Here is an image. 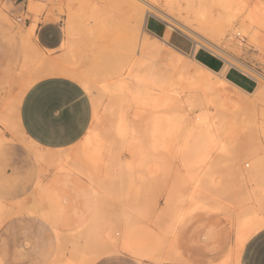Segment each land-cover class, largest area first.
Listing matches in <instances>:
<instances>
[{
    "label": "bare ground",
    "instance_id": "obj_1",
    "mask_svg": "<svg viewBox=\"0 0 264 264\" xmlns=\"http://www.w3.org/2000/svg\"><path fill=\"white\" fill-rule=\"evenodd\" d=\"M84 1L83 3L85 4ZM39 3L37 2V6L35 5L34 12L37 11L36 13H39L38 5L41 6V3ZM42 6L45 7L43 3ZM96 8H99V6H96L95 10L91 12H96V17L101 13L104 19H126L129 24L128 34L134 36V41L132 42L134 46L132 44L130 46H132L131 49L133 48L132 51L136 52L138 58L132 63L128 60L129 63L123 65V67L121 66L124 62L119 64L118 66L124 72L121 74L119 70L117 78L100 86V90L110 96L111 107L115 105L113 109L109 112L108 108L103 107L101 112L99 110V102L95 101V122L93 121L95 124L90 127L88 135L82 139L83 141L75 147L73 152L66 153L61 157L57 156L58 158L52 156L54 157V163L63 164L71 159L78 168L83 164H104L106 166L108 164L111 169L115 170L110 173V177L115 178L117 182L119 181L120 186L118 188H121L124 181L144 178L146 173H140L139 170V172H136L137 169L148 170L146 176H150L152 173L149 172V169L170 165L172 160L177 161L185 169V173L180 178L185 185L193 182V186L190 192H183L186 198L179 195L168 199L167 208L169 210H167L170 214V222L169 220L167 221L168 225L164 229V234L166 232V234H170L174 238L175 229L185 216L197 210L217 211L216 208L205 205L196 196L202 188H205L209 181H213L214 174L210 172V169L220 164L239 165L244 158L252 154L248 145H244V143L235 144V138H239L241 134L248 135V132L264 131V114H261L263 117L259 120L257 117L259 108L257 109L256 107L261 101V103L264 102V76L242 62V59L236 58L230 50L231 47H228L230 43H234L235 36L240 35V37L243 36L247 40L246 46L252 45L264 50V0H124V7L116 8L110 4L100 10ZM29 9L32 10L31 5ZM0 15L12 23L11 19L1 10ZM150 15L161 19L166 24L162 38L151 34L158 41L149 40V36L147 37L144 33V36L141 34L138 37L139 32L145 29L146 19ZM69 16L68 18H70ZM92 16L94 17L95 14H91ZM122 17L125 18L122 19ZM68 20L66 21L68 22ZM95 20L98 21L99 17L95 18ZM111 20L114 21V19ZM36 25L31 23L26 28L23 27L24 29L19 30L24 43L28 45V48L32 49H28L29 52L25 49L26 58L31 63L28 66H23L20 72L25 78L22 80L24 81L21 83L22 86H19L22 87L20 88L21 92L18 95L16 94L17 96L13 100L14 116L12 124L7 125L8 129L12 126L19 128L16 116L17 106L26 90L42 78L58 75L78 82L88 92H91L93 88V80L86 76L85 72L81 74L76 73L75 70H68L71 65V63L69 65L70 61H64L66 62L65 64L59 59L60 61H58L63 63H60V65L65 66H62V68L52 56H50L52 58H49V56L44 55L46 52L43 53V50L35 41ZM71 27L70 24L65 25L66 37L61 45L62 47L65 46L68 52L71 51V47L75 48L74 44L77 45V40L75 42L72 38H75L78 34L76 33V35ZM173 30L189 34L194 41L195 50H197V47H204L220 56L225 62L224 68L220 72H213L199 64L193 55L187 60L185 59L186 56L184 58L181 51L177 48L174 47V49L178 50H176L178 53L173 52L169 48L172 45L168 43L169 36ZM72 42L75 43L73 44ZM167 44L170 46L168 47ZM234 44V48L232 47L231 49H236L239 52L243 45L242 42L238 40ZM130 46L128 45V48ZM235 51L234 53H237ZM243 52L245 51L243 50ZM65 56L66 54L64 58ZM230 66H234L254 78L258 83L257 88L251 93H246L229 83L224 78V72ZM70 67L69 69H74V67ZM164 72L166 74L170 73L172 77ZM185 81L186 87L183 85ZM186 88L189 92L184 101L183 93ZM198 92L204 94V99L201 98V94ZM246 96L252 99L248 100V97L245 98ZM186 103L189 106L196 104L200 107V112L196 114L195 119L191 120L187 110L183 108ZM116 106L120 108L114 109ZM130 107L134 108L133 114H130L131 116H129ZM107 110L108 114L113 113L110 116L114 123H111L112 127L109 126L111 127L110 129L106 127V130L109 129L108 131H103L105 127L101 130L102 128L100 129L98 123L101 113ZM17 134L22 136L23 133L17 132ZM105 137H108V139ZM238 141L241 142L242 140L238 139ZM234 144L240 145L242 150L237 149L236 151ZM240 146L238 147L240 148ZM242 146H248L246 149L250 150L243 149L245 147ZM30 147H32L31 144ZM124 151L129 152L131 157L127 159L121 158L119 156L120 152ZM36 154V158H45L51 155H45L42 151H38ZM44 161L45 163L48 162L46 159ZM44 161L42 159V162ZM261 162L262 160L258 159L254 161V164ZM199 170L202 171L199 172ZM87 175H90L93 179L96 177V173L92 172ZM101 181V179H97V181L91 183L94 185L92 186V192L97 199L93 206V214L89 220L85 221L72 234L70 243L72 242L73 247H77V263L73 264H89L91 255L94 257L97 252L96 250V252L94 251L90 254L94 246L97 248L95 244L100 240L99 230L104 225V221L101 222V220L99 221L100 218L97 219L99 213H101V205L98 203V200L100 201L101 199L99 198V191L104 187L103 181ZM135 187L137 188V185ZM115 192L119 193L118 190ZM123 195H125L124 192ZM184 200H187V205H183ZM127 207L128 209H135L130 204ZM23 208L25 209L24 211L30 209ZM135 211L137 210L135 209ZM1 214L4 215L3 212ZM3 215L1 216L3 217ZM128 216L130 217L131 215L126 213V219ZM135 220L127 219L122 222L124 229L123 247L135 255L143 257L142 259L147 257L157 260L163 248L162 246L168 240V254L165 258L175 262L181 260V253L176 251L177 245L174 246V239H167L163 237L164 234L161 236L154 233L150 235L145 233L147 235L142 234L139 238L138 236L134 237L137 225ZM257 230L258 223L254 218H246L239 221L236 235L237 247H233L232 251L230 250L231 253L227 255L222 264H226L232 257L238 262L243 248L242 245ZM101 231L103 230L101 229ZM65 252L67 251L64 250V254Z\"/></svg>",
    "mask_w": 264,
    "mask_h": 264
},
{
    "label": "rangeland",
    "instance_id": "obj_2",
    "mask_svg": "<svg viewBox=\"0 0 264 264\" xmlns=\"http://www.w3.org/2000/svg\"><path fill=\"white\" fill-rule=\"evenodd\" d=\"M83 1L84 0H0V10L4 14H6L12 21V25H10L0 20V126H2L3 128V131L1 132L4 136V139L0 142V170L4 169L5 167H10L11 165L13 166V176L11 180L6 181L4 178L2 179V172L0 171V203L2 202V205L0 204V212L4 213V215L0 213V253L5 256L6 264H46L38 257H36V255H34V253L30 250L29 246L25 244V228L29 226H33L35 228L38 227V221L25 220L24 217L34 216L32 212H37L48 207V203L46 202L45 197L43 195L37 194V190L39 185L38 182L40 181L39 176L49 173L43 171L34 173V175L36 176L34 178L35 182L33 183L32 187L28 189L29 185H31V183L29 182L30 179L28 177L29 173L22 172V166L28 164H54V157H52V154L50 155L51 157L49 156L51 160L49 159V157L36 158L37 152L32 147H30L25 136L23 134L22 136H19L17 134V132H20L21 134L19 128H17L16 126H12V129H8L1 120L2 118H6L12 124L13 116L12 114H10V112H7L6 103L13 100L21 92L20 88L22 87L19 86H22L21 83L24 82L22 80H24L25 78L21 73L18 72L17 60L25 47V49H27L26 51L28 52L29 50H32L31 48H28V45L26 43H24L20 36V32L17 31L26 28L31 23H35L37 24L35 29L36 33L40 24L42 25L47 22L55 21L61 27L65 39V25L70 24L72 26V31H74L75 34L77 33L78 35H81L78 36L76 34L77 36H75L77 38L75 36V38H72L73 41L77 40V42L75 41L77 45L74 44L75 42H72L74 44L72 45L75 46V48L71 47V53L68 52L65 46H60L57 50L46 51V53H43L45 56H49V58L53 57V59H56L57 61L60 59L61 62L65 64L66 62L64 61H70L69 65L71 63L70 66L72 67H69H74V69H69L68 67V70H75L76 73L81 74L85 72V74H87L86 76L90 77L93 80V88L91 89L92 91L87 92L89 93L93 101V105L95 104V101L99 102L100 111L103 110L104 107L106 109L108 108L110 112V110L115 106L114 105L111 107L110 96L104 94L100 90V86L117 78V73L119 70L121 71L119 73L122 74L124 71L120 68L123 67V65L129 63L128 60L132 63L136 58H138L136 52L132 51L133 48L131 49V47L134 46V43H132L134 41V36L128 34L129 24L128 22H126V19H124L125 17H122V19L124 20L117 18L115 20V18H111L114 19L113 21L111 19H104L101 13H99V20L97 21L95 20V18H98L96 17V12L91 13L95 10L96 6H99V8H96L97 10L106 8L110 4L114 5L116 8L122 6L124 7V0H85V4H89L90 6H86ZM92 1H94L96 4H91L94 3ZM37 2H42L45 5V7L42 6V3L41 6L38 5L39 13H36L37 11L34 12ZM30 5L33 12L29 9ZM91 7L93 10L90 9ZM91 14H95V16L91 17ZM68 15H70V18H68ZM148 17L157 19L162 23L160 24L155 20H152L150 23V28L153 31L161 33L162 29L166 28L165 22H163L161 19L152 15ZM66 20H68V22ZM11 26H13L15 30L12 33L8 34L7 30ZM144 31L147 32L144 29L142 32H139L138 37H140L142 34V36H149L148 38L151 41L153 39V41L157 40L151 34H149L148 32L145 33ZM83 32L86 34L83 35ZM171 32L172 36L168 40V43L172 46H170L169 44H167V46H170L169 48H171L175 53H178L177 51L180 50L184 58L186 56L185 59L188 60V58H191L194 51V41L192 37L189 34L183 33L178 30H173ZM241 37L240 35H236V40L234 39V43L239 40L243 45L245 44L244 46L242 45V48L239 52H237L236 49V51L234 49H231L232 47L234 48V43H232L233 45L230 43L228 47H231L230 50L236 58H239V60L242 59V62L254 68L257 72L264 76V50L252 45L246 46L247 40L245 39V37ZM160 38H162V36H160ZM126 40L129 41L127 42ZM222 43L226 44L225 42ZM131 44L132 46H130ZM128 45L130 46V48H128ZM77 46L79 47L77 48ZM174 47L178 50L174 49ZM197 49L207 50L204 47H197ZM243 50L245 52H243ZM234 51L237 52L238 55L237 53H234ZM209 52L221 58L213 52ZM65 54L66 56L64 58ZM74 56H76L77 58ZM198 58L205 61L209 60L204 53H201ZM61 62H59V65ZM119 64H122V66L120 65L121 67H119ZM210 64L213 67L216 66L215 61H210ZM230 67L236 68L234 66ZM163 70L165 71V69ZM166 75H170V73ZM170 77H172V75H170ZM183 85L184 87L187 86L186 81L183 82ZM186 89H184V93L187 94L183 93L184 101L189 92V90ZM198 93L201 94L200 92ZM200 96L202 99H204L203 93ZM247 97L248 96H246L245 98ZM247 99L251 100L252 98L249 99L248 97ZM261 102L256 106L257 109L259 108L257 111V117L259 120H261V118L263 117L261 114H264V102ZM116 108L120 107L116 106L114 109ZM131 108L132 107L129 108L130 111L128 110L129 116H131L133 114L132 111H134V108H132L133 110ZM183 108L187 110L189 118L191 120L195 119L194 117L197 116L196 114L200 112V107L196 104L189 106L186 103L184 104ZM108 110L101 113V118L99 120L100 124L98 123L100 129L102 128L101 130H103L105 127V130L103 131H108L112 127L111 123H114V121H112V117L110 116L113 113L108 114ZM113 119H115V117H113ZM106 127L109 129L106 130ZM247 134L248 135L241 134L239 138H235L236 141H234V143H244V145H248L249 147H246L251 149L252 154L244 158L239 165L233 166L230 164H220L213 169H210V172L214 174L213 176H220L221 182L219 184H216L213 183V181H209L208 184H206L205 188H202L201 191L196 194V196L201 199V201L205 205H207L208 207L216 208V212H221L225 215L227 221L236 230V235L238 222L246 218H254V220L257 221V232L264 228V131L248 132ZM254 135L256 136L254 137ZM238 139L242 141L239 142ZM235 144L234 146L236 147V149H234L236 151L237 149L242 150L240 145ZM238 146H240V148ZM246 147L243 149H246ZM119 156L123 159L131 157L130 153L125 151L120 152ZM42 159L43 161L46 159V161L48 162H42ZM258 159H261L262 162L254 164V161ZM81 168L83 167L81 166ZM168 169L172 171L171 175L164 178L162 181L157 182L158 190L153 197L155 200L162 199V204L126 203L122 200H128V196H126V198L121 197L117 192H115L112 187H110L109 194L104 197L103 202L100 203L101 212L107 213L109 217L108 219H104V227H106L107 235L105 234L106 238L102 235H99L100 240L95 244L97 248L94 246L92 248V251L90 252V254H92L97 250L96 254L94 253L96 258H94L95 256L92 257L93 255H91L89 264H94L98 259H101L102 257H107L114 262H118L120 260H128L135 264H174L175 261L165 258L168 254V247H164L165 249L160 251L159 259L157 260L147 257H144V259H142L143 257H139L123 247L122 239L124 238V229L123 225L121 227L122 221L117 218L118 213L127 210V206L129 204L137 208L139 207L145 214L143 219L135 220V223L137 225L135 227L136 233L134 234V237L138 236L139 238L142 236V234L145 233H147L148 235L153 233L155 234L156 231L164 234V229L168 225L167 221L169 220L170 222V214L168 212L169 209L167 208L168 199L177 197L179 195H182L183 198H186V195H184L183 192H190L191 189V185H185L180 178L181 175L185 173V169L182 168L177 161L172 160V163L170 162V165H168ZM146 196L150 197L151 195L147 193ZM28 199H30L31 201L28 202ZM187 204V200H184L183 205ZM23 207L30 208L31 211H29L30 209L24 211L25 209ZM1 215H3V217ZM166 235L165 237L171 240L172 235ZM66 243H70V238L66 240ZM61 249V251H58L61 254V258L58 259L59 262L54 260L51 262V264H62V261L66 260V258L69 257L70 247H62ZM64 250L67 251L65 252V254ZM51 253L55 255L57 252L52 249ZM230 261L234 262L235 264L238 263L234 257H232Z\"/></svg>",
    "mask_w": 264,
    "mask_h": 264
},
{
    "label": "crops",
    "instance_id": "obj_3",
    "mask_svg": "<svg viewBox=\"0 0 264 264\" xmlns=\"http://www.w3.org/2000/svg\"><path fill=\"white\" fill-rule=\"evenodd\" d=\"M0 20L12 25L10 21L1 15ZM152 20L162 24L157 19L148 17L145 22L146 31L157 37L163 36L166 28H163L161 33L153 31L150 28ZM14 30L13 26H11L7 33L10 34ZM17 32L20 31L18 30ZM171 36L172 32L169 39ZM64 40L63 31L55 21L40 24L35 33V41L43 52L57 50ZM201 53H204L209 60L199 59L198 56ZM192 55L199 64L213 72H220L225 66V62L221 58L207 50L194 49ZM17 61L19 73L23 66H28L31 63L26 58L25 48ZM210 61H215L216 66L213 67ZM224 78L246 93L253 92L258 86L254 78L232 67L225 70ZM13 100L6 103V110L12 116H14ZM16 116L19 130L23 133L29 145L31 144L35 151H42L45 155L53 153L52 155L55 158L73 152L75 147L83 141L82 139L88 135L90 127L95 124L94 105L87 90L78 82L58 75L47 76L33 83L26 90L17 106ZM1 120L6 127L11 123L6 118ZM1 131H3L2 126H0V142L4 139ZM81 166L83 168H78L71 159L63 164H28L22 166V172L29 173L28 177L31 185H29L28 189L35 182L34 178L36 176L34 173L40 171L49 173L39 176L40 181L38 182L37 190V194L45 197L48 207L32 212L34 216L24 217L25 220L38 221V227L29 226L25 228V244L29 246L36 257L46 264H51L52 261H58L61 258V254L58 251L62 250L61 248L64 245L65 247H70V256L65 261H62V264L77 263V247H73L72 242L66 243V240L69 238L72 240V234L85 221L89 220L93 214V206L97 199L92 192V186L94 185L91 183H94L97 179L103 181L101 182L104 187L99 191V198L101 199L100 201L98 200V203L103 202V198L109 194V189L112 187L113 189L115 188V191L118 190V194L122 192L119 195L121 197L126 198L129 195V199H124L122 200L123 202L162 204V199L155 200L153 198L158 190L157 182L162 181L171 175L172 172L168 169V165L149 169V172L152 173L150 176H146L148 170L137 169L136 172L146 173L144 178L124 181L123 187L121 185V188H118L120 186L119 181L117 182L115 178L110 177V173L115 170L111 169L108 164L107 166L104 164H83ZM0 171L2 172V179L11 180L13 176L12 165ZM201 171L199 170V172ZM89 172L96 173V177L94 179L93 177L91 178L90 175H87ZM220 182V176L215 175L213 183L219 184ZM189 184L191 187L193 186V182ZM132 189L135 190L133 191ZM123 192L126 196L123 195ZM147 193L152 197H147ZM30 201L28 199V202ZM133 208L137 211L135 209L121 211L118 213L117 218L122 222L127 219H143L145 213L139 207L133 206ZM126 213H129L132 217L128 216L126 219ZM108 218L107 213L101 212L97 219L103 222L104 219ZM122 222L121 227L123 225ZM103 223L105 225V222ZM104 225L101 229L105 233L100 229L99 235L104 236L106 234ZM155 234L162 236L163 233L156 231ZM173 239L174 246L177 245V250L176 247L175 250L181 253V260L174 262V264H222L227 255L233 250V247H237L236 230L227 221L225 215L221 212L208 210H197L185 216L175 229ZM167 242L168 240L165 243L166 245L162 246V250L169 247ZM242 247L238 263L236 264H264V228L248 238ZM52 249L58 254L54 255L51 253ZM105 261L109 262V264H135L128 260L114 262L107 257L98 259L94 264H104ZM0 264H6L5 256L2 253H0ZM226 264L235 263L228 261Z\"/></svg>",
    "mask_w": 264,
    "mask_h": 264
},
{
    "label": "snow or ice",
    "instance_id": "obj_4",
    "mask_svg": "<svg viewBox=\"0 0 264 264\" xmlns=\"http://www.w3.org/2000/svg\"><path fill=\"white\" fill-rule=\"evenodd\" d=\"M104 264H109V262L105 261Z\"/></svg>",
    "mask_w": 264,
    "mask_h": 264
}]
</instances>
